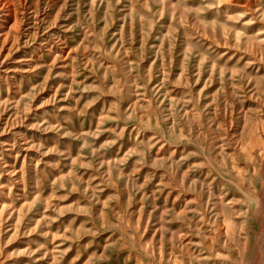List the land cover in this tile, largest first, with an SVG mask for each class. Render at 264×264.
<instances>
[{
	"label": "rangeland",
	"instance_id": "obj_1",
	"mask_svg": "<svg viewBox=\"0 0 264 264\" xmlns=\"http://www.w3.org/2000/svg\"><path fill=\"white\" fill-rule=\"evenodd\" d=\"M0 8V264H264V0Z\"/></svg>",
	"mask_w": 264,
	"mask_h": 264
},
{
	"label": "bare ground",
	"instance_id": "obj_2",
	"mask_svg": "<svg viewBox=\"0 0 264 264\" xmlns=\"http://www.w3.org/2000/svg\"><path fill=\"white\" fill-rule=\"evenodd\" d=\"M255 1V0H254ZM235 3H237V2H235ZM238 4V3H237ZM3 6V5H2ZM244 6V5H243ZM246 7V6H245ZM4 8V7H3ZM241 8V7H240ZM1 9V8H0ZM5 9V8H4ZM2 11V10H1ZM3 12V11H2ZM4 14V13H3ZM3 16V15H2ZM6 20V19H5ZM5 22H7V21H5ZM9 22V21H8ZM7 22V23H8Z\"/></svg>",
	"mask_w": 264,
	"mask_h": 264
}]
</instances>
